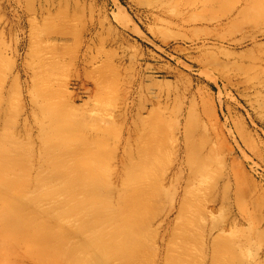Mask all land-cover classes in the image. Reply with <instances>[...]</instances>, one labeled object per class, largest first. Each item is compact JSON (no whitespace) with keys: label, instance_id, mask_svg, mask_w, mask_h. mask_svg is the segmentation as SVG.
Wrapping results in <instances>:
<instances>
[{"label":"rangeland","instance_id":"obj_1","mask_svg":"<svg viewBox=\"0 0 264 264\" xmlns=\"http://www.w3.org/2000/svg\"><path fill=\"white\" fill-rule=\"evenodd\" d=\"M50 122L78 152L57 198L79 203L53 213L98 217L96 182L124 195L110 206L125 239L102 264H264V0H0L1 131L37 165ZM20 179L7 195L29 189ZM54 229L84 243L51 264H99L86 235Z\"/></svg>","mask_w":264,"mask_h":264},{"label":"bare ground","instance_id":"obj_2","mask_svg":"<svg viewBox=\"0 0 264 264\" xmlns=\"http://www.w3.org/2000/svg\"><path fill=\"white\" fill-rule=\"evenodd\" d=\"M244 1L247 2V0ZM58 128L53 126L52 122L43 123V136H54L44 148V155L43 157L41 156L37 165L33 162L34 153L31 152V148L29 147L24 152L17 155L16 152L20 147V143L15 139V134L10 132L9 139L7 140L4 137L8 133L2 132L0 128V256H3L1 258L3 260H8L12 253H18L24 250L25 253L33 259L43 255L41 259H36L39 260L40 264H51L53 261H51L52 258H61L64 252L63 248L70 247L71 250L80 249V246L84 243L83 239L82 241L80 240L74 243L73 239L70 238L68 242L60 233L55 231L54 227L57 224L58 228L66 227L69 233H79L82 235V238L86 235L84 238L87 246H94L97 244L96 247L100 250L97 255L99 264H102L104 258L107 257L104 252L103 244L106 247L109 243L119 247L125 239L126 229L125 225L119 223L120 214H118L115 207L110 206L115 192L119 197H124V195H121V193L118 192L119 190L114 189L110 182H105V187L100 182L93 184V188L98 193L97 195L100 196V203L98 202L99 204L96 207L98 217L89 216L85 212L70 213L67 216L63 213H53L66 206L79 203V200L74 197H71L70 202L57 198L59 192H62L68 185L71 186L67 181L68 178L65 177L66 172L63 170L65 161H70L67 160V158L69 159L70 157L66 156L71 155V158H75L74 161H78V156L74 155L78 153L77 151H66L62 139L64 133ZM59 151L60 153H58ZM26 162L29 164V173L37 169L35 177H31L30 179V174L20 176L17 173L11 172V170L21 169ZM199 175V173H195L194 180H196ZM181 177L183 178V176ZM20 178L26 181L30 186L29 189L25 190L21 196L7 195L12 189V186L17 184ZM28 179H30V181ZM192 179L191 177V181ZM72 183L75 185L83 184L80 176H75ZM123 184L126 190L127 184L125 182H123ZM43 189L48 190L47 197L50 200L46 208L40 204L43 201V197L39 195L35 196V192ZM140 189L141 188L137 190L140 191ZM1 190H4L6 193H1ZM103 190L104 193H102ZM161 192L164 194V197L168 196L163 189H161ZM68 199L69 198H67V200ZM31 208L36 209L35 213L41 217L40 221L34 220L33 215L30 214ZM72 215H75V217H70ZM76 216L78 217L77 221H83V227L86 226L85 230H76L73 228L72 223ZM65 220L67 226H63ZM30 221L34 224L37 222V227H28L26 230L15 228L22 224V222L31 224ZM206 241L207 240H205L203 245L205 251L207 246H210L206 244ZM64 242H66L65 246ZM243 244L245 243H242V240H238L235 243L236 251H240ZM232 257L238 259L239 253L234 252ZM262 257H264V254L258 256L259 260ZM72 262L71 260L67 261L68 264H72ZM256 264H258V262H256Z\"/></svg>","mask_w":264,"mask_h":264}]
</instances>
